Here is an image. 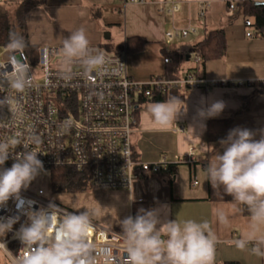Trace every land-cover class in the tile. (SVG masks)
<instances>
[{"label": "crops", "instance_id": "obj_1", "mask_svg": "<svg viewBox=\"0 0 264 264\" xmlns=\"http://www.w3.org/2000/svg\"><path fill=\"white\" fill-rule=\"evenodd\" d=\"M146 1L125 5L124 0H46L43 4L52 10V18L66 24L59 30L64 34L49 41L53 43L50 45H62L64 38L80 28L85 30L89 45H103L105 40H110L119 48L117 53L126 50L129 38H140L147 42L144 48L127 54V69L132 79L145 82L151 77L165 76L170 67L165 59L174 52L184 57L177 76L194 72L205 80L221 83L211 89L180 91L178 96L187 105V113L177 119L176 125L161 127L153 123L147 109L155 102L141 103L133 133L134 155L151 164L167 163V168L157 174L145 173L133 183L131 190L92 191L87 198L88 208L98 210L95 222L112 229L119 226V220L133 216L136 204L160 209L161 219L207 220L219 241L215 264H264V257L240 251L231 243L248 230V211L240 210L233 199L211 201L209 182L204 181V168L216 152L222 154L224 150L220 141L209 140V120L230 119V130L247 128L257 134L256 139L264 131V38L245 36V18L237 9L239 3L264 0H179L174 16L157 12V4L161 2L170 6L168 0ZM230 4L236 6V11L230 12ZM203 9L204 16L200 17ZM191 22L196 30L188 38L165 43L167 30L173 26L186 28ZM219 29L227 37L224 55L197 64L190 54L191 48L210 31ZM220 100L225 102L224 110L217 117L204 120L205 127L201 128L197 109ZM191 150L192 161L184 162ZM214 208H222L228 214L227 226L215 222Z\"/></svg>", "mask_w": 264, "mask_h": 264}, {"label": "clouds", "instance_id": "obj_2", "mask_svg": "<svg viewBox=\"0 0 264 264\" xmlns=\"http://www.w3.org/2000/svg\"><path fill=\"white\" fill-rule=\"evenodd\" d=\"M25 47L23 36L10 33L6 45L8 58L0 62V86H7L17 93H22L32 84L31 66L24 57ZM59 55L64 61L66 74L76 62L86 72L106 64L104 54L90 48L83 28L63 39ZM10 103L7 96L0 99V107ZM224 108L225 102L220 100L197 109L200 127H205L203 121L217 117ZM147 111L153 123L168 127L176 125L177 119L186 115L187 105L179 96H172L151 104ZM256 135L247 128L230 130L227 137L219 142L223 153L216 152L204 168V181L210 182L216 191L222 189L240 210H247L250 214L248 230L231 243L240 251L264 257V131L259 134V139L255 138ZM32 143L38 141L34 138L0 141V208H6L8 201L14 200L18 213L0 217V238L13 231L21 215L27 218L13 234V238L22 245L19 255H14L3 239H0V254L6 255L11 264H121L120 257L112 248L98 247L90 239L94 220L99 215L96 208L70 212L50 202L47 207L37 209L35 201L21 196L22 190H27L44 170L43 162L38 159L39 152L30 147ZM17 146H23L24 151L14 152ZM10 157L14 160L11 167H3ZM213 217L221 226L230 223L222 208H214ZM119 226L124 264L216 262L219 241L207 220L186 219L181 222L161 219L160 209H140L135 216L119 220Z\"/></svg>", "mask_w": 264, "mask_h": 264}, {"label": "built area", "instance_id": "obj_3", "mask_svg": "<svg viewBox=\"0 0 264 264\" xmlns=\"http://www.w3.org/2000/svg\"><path fill=\"white\" fill-rule=\"evenodd\" d=\"M20 1L0 0V6L13 8ZM146 2L124 0L125 5ZM168 3L169 7H166V2L157 4L159 15L174 16L177 12L180 1L168 0ZM229 10L236 11V6L230 4ZM203 16L204 9L200 12V17ZM245 28L248 39L264 38V32L255 27L251 18L245 19ZM195 30L192 22L186 28L173 26L165 33V43L186 39ZM0 46L6 45L0 43ZM61 46L38 47L36 54L24 50L25 61L31 66L32 84L22 93L0 86V99L7 96L11 100L9 105L0 107V141L34 138L38 143H32L30 147L39 152L38 159L43 162L44 170L40 174L58 168L72 169L87 176L89 182L102 190H131L133 183L145 173L157 174L167 168V163L151 164L134 155L133 133L138 124L140 98L150 99L155 94L174 91L211 89L221 84L205 80L194 72L173 78L155 76L139 82L128 74L126 51L110 54L96 45L89 46L106 57V64L102 68L86 72L76 62L70 66V73L66 74L64 61L59 55ZM194 61L200 64L201 58L194 55ZM170 62V58L165 59V63ZM35 66L39 67L38 74L33 71ZM8 70H11L10 65ZM37 77L42 81L39 82ZM22 151L23 146H17L14 150L16 153ZM192 156L191 150L184 162H191ZM13 162L10 157L3 167L10 168ZM194 185H198V182L195 181ZM21 196L35 201L34 207L37 209L53 202L71 212L46 197L41 188L31 190L28 187L22 190ZM17 214L14 200H9L6 208H0V217ZM26 219L21 215L13 231L0 238L14 255H19L22 245L13 238V234ZM119 233L94 221V230L89 236L98 247L112 248L114 254L120 257L121 264H124Z\"/></svg>", "mask_w": 264, "mask_h": 264}, {"label": "trees", "instance_id": "obj_4", "mask_svg": "<svg viewBox=\"0 0 264 264\" xmlns=\"http://www.w3.org/2000/svg\"><path fill=\"white\" fill-rule=\"evenodd\" d=\"M46 0H21L13 7L14 11L5 6H0V43L7 45L9 42L10 33H16L23 36L26 47L24 50L31 54H36L38 47L32 46L28 40L26 18L28 13L36 6L42 5ZM237 9L243 14L245 19L251 18L254 21L256 28L264 32V5H256L254 1H245L237 5ZM146 41L140 38H129L126 44V53H134L141 51L146 45ZM227 37L223 29L210 31L204 40L194 45L191 50V55H198L201 58V63H206L211 59L221 58L226 49ZM166 58H170L171 62L169 70L165 77H177V71L184 57L177 53L170 52ZM180 91L169 93L155 94L150 99L140 98L139 103L147 101L159 102L164 101L169 97L178 96ZM231 127V120H209L208 122V138L210 141H220L225 139ZM51 188L54 193H70L84 190L89 182L88 177L76 172L72 169L58 168L51 171L50 176ZM51 199V198H50ZM209 199L211 201H230L233 198L223 192L216 191L212 188L209 182ZM53 200V199H51ZM140 209L148 210L145 204H136L133 209V216ZM121 232L120 226L115 228ZM226 264H238L237 262H227Z\"/></svg>", "mask_w": 264, "mask_h": 264}, {"label": "rangeland", "instance_id": "obj_5", "mask_svg": "<svg viewBox=\"0 0 264 264\" xmlns=\"http://www.w3.org/2000/svg\"><path fill=\"white\" fill-rule=\"evenodd\" d=\"M11 11L15 9L10 8ZM51 9L49 6L43 7L42 5L33 8L27 15L26 25L28 40L32 46L42 47L47 44H53L49 41L54 38L64 34V32H59L63 30L66 24L62 23L60 20H56L54 17L50 16ZM242 18H240L241 20ZM102 50L107 53L114 54L117 53L119 48L114 46L110 40H105L103 45H98ZM8 57V52L6 46H0V60H6ZM33 71L38 74L39 67H33ZM39 82L42 81L40 77H37ZM51 172L47 171L44 174H39L29 185L31 190H37L41 188L44 190L46 197L53 199L59 205L66 207L71 211L80 210L83 211L84 208H88V196L91 195L92 191H104L100 189L95 184L88 182L82 191L77 192H66V193H54L51 188L50 181ZM95 221V220H94ZM99 223V222H97ZM0 264H9V260L4 254H0Z\"/></svg>", "mask_w": 264, "mask_h": 264}, {"label": "water", "instance_id": "obj_6", "mask_svg": "<svg viewBox=\"0 0 264 264\" xmlns=\"http://www.w3.org/2000/svg\"><path fill=\"white\" fill-rule=\"evenodd\" d=\"M256 5H264V2H256ZM188 58H189V56H188Z\"/></svg>", "mask_w": 264, "mask_h": 264}]
</instances>
